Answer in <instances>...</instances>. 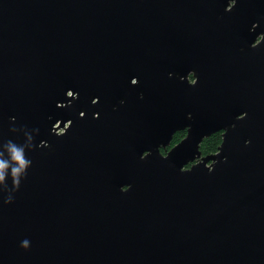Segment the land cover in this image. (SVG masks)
I'll list each match as a JSON object with an SVG mask.
<instances>
[{
	"label": "water",
	"instance_id": "obj_1",
	"mask_svg": "<svg viewBox=\"0 0 264 264\" xmlns=\"http://www.w3.org/2000/svg\"><path fill=\"white\" fill-rule=\"evenodd\" d=\"M0 160V264H264V0H0Z\"/></svg>",
	"mask_w": 264,
	"mask_h": 264
},
{
	"label": "flooded vegetation",
	"instance_id": "obj_2",
	"mask_svg": "<svg viewBox=\"0 0 264 264\" xmlns=\"http://www.w3.org/2000/svg\"><path fill=\"white\" fill-rule=\"evenodd\" d=\"M233 4H234V2H230V3H229V7L233 6ZM254 26H255V24H254ZM258 41H259V38H257L256 42H258ZM256 42H255V43H256ZM189 77L191 78V81L189 80ZM188 80H189V83H191V84H192V83H195V78H194V76H193V73H189V74H188ZM57 133H59V132L57 131ZM218 133H221V132H218ZM178 134H183V136H181V137L178 139V141H176V142L173 144V143H172V142H173V137H174V135L177 136ZM221 134H222V133H221ZM186 135H187V129H184V130H182V131H178V132H176L175 134H173L172 139H171L169 145L166 146V147H160V148H159V152L161 153V155H162V156H166V154H167V153H168V152H169L174 146H176L178 143H180V142L186 137ZM206 138H207V137H206ZM203 139H204V138H203ZM203 139H202V140H203ZM201 142H202V141H201ZM201 142H200V144H199L198 150H199V148H200ZM199 152H200V150H199ZM208 156H209V155H208ZM205 157H207V156L203 155V154L200 152V156H197V158H196L192 163H189L188 165H186V166H185V169H188V168H190L192 165L201 162L202 158H205ZM206 165H208V163H207Z\"/></svg>",
	"mask_w": 264,
	"mask_h": 264
},
{
	"label": "clouds",
	"instance_id": "obj_3",
	"mask_svg": "<svg viewBox=\"0 0 264 264\" xmlns=\"http://www.w3.org/2000/svg\"><path fill=\"white\" fill-rule=\"evenodd\" d=\"M11 159L17 165L12 169L14 174H18L20 171L26 168L27 165L30 163L29 161L24 159L22 155V150L14 146L11 148ZM8 166H9L8 161L0 160V180L4 179L5 170L8 168Z\"/></svg>",
	"mask_w": 264,
	"mask_h": 264
},
{
	"label": "trees",
	"instance_id": "obj_4",
	"mask_svg": "<svg viewBox=\"0 0 264 264\" xmlns=\"http://www.w3.org/2000/svg\"><path fill=\"white\" fill-rule=\"evenodd\" d=\"M221 135V133H214L207 138H204L199 148L200 152L205 156L215 154L217 152V148L221 144ZM181 136H183V134H178L177 136L174 135L172 143L174 144L176 141H178Z\"/></svg>",
	"mask_w": 264,
	"mask_h": 264
},
{
	"label": "rangeland",
	"instance_id": "obj_5",
	"mask_svg": "<svg viewBox=\"0 0 264 264\" xmlns=\"http://www.w3.org/2000/svg\"><path fill=\"white\" fill-rule=\"evenodd\" d=\"M189 80L191 81V78L189 77ZM63 130L62 129H58V132L61 133Z\"/></svg>",
	"mask_w": 264,
	"mask_h": 264
}]
</instances>
